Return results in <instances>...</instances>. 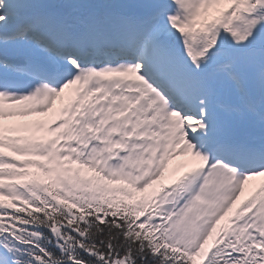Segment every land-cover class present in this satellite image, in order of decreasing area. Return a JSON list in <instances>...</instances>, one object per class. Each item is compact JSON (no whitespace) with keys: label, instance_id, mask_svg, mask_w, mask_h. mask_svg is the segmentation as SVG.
<instances>
[{"label":"snow or ice","instance_id":"6c2138e0","mask_svg":"<svg viewBox=\"0 0 264 264\" xmlns=\"http://www.w3.org/2000/svg\"><path fill=\"white\" fill-rule=\"evenodd\" d=\"M0 264H264V0H0Z\"/></svg>","mask_w":264,"mask_h":264},{"label":"rangeland","instance_id":"374dc122","mask_svg":"<svg viewBox=\"0 0 264 264\" xmlns=\"http://www.w3.org/2000/svg\"><path fill=\"white\" fill-rule=\"evenodd\" d=\"M257 183H258V181H254L252 185H256ZM227 219H228V218H226L225 221L222 222V224L225 223V222L227 221Z\"/></svg>","mask_w":264,"mask_h":264}]
</instances>
